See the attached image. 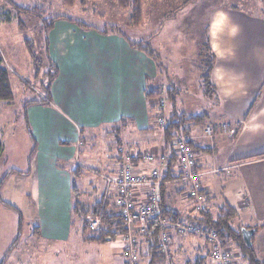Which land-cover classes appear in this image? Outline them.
I'll use <instances>...</instances> for the list:
<instances>
[{"label": "crops", "instance_id": "obj_1", "mask_svg": "<svg viewBox=\"0 0 264 264\" xmlns=\"http://www.w3.org/2000/svg\"><path fill=\"white\" fill-rule=\"evenodd\" d=\"M246 2L248 10L243 1L239 7L214 8L207 24L209 35L206 36L216 58L211 80L221 107L217 119L206 126L238 127L237 135L216 132L211 144L204 136V125L192 129L189 138L194 146L200 147L199 151L203 152V147L211 149L210 157L198 156L196 151V169L202 173L206 205L218 207L226 202L231 207L235 204L240 212H249L244 213L241 230H251L250 226L260 227L262 231L257 237V228L252 227L251 242L253 247L260 245L264 250V158L250 159L264 154V64H258L264 61V8L261 13L251 12L252 3ZM56 27L58 32L48 36V51L58 67V76L51 86L49 103L32 105L27 109L35 150L29 168L27 158L28 173L25 175L29 181L28 198L39 223L33 232L39 239L56 241L59 249L68 239L72 221L77 219L71 214L73 170L69 167L68 170L67 165L78 167L80 140L89 132L91 140L99 131L112 133V125L124 119L132 123H127L121 134L144 132L152 126L148 123L143 92L146 84L157 86L158 68L143 52L131 48L125 40L127 37L104 36L95 31L80 32L66 21H60ZM199 89L202 91L201 87ZM104 126L108 127L101 130ZM153 139L154 136L147 151L158 155L162 147ZM220 152H223L221 164L211 163L217 162ZM108 159L113 172L124 165L136 167L144 173L153 167L142 160L131 165L129 160H136L129 157L121 163H117L112 155ZM11 171L21 173L17 169ZM218 173L226 176L219 182L213 178ZM165 186L168 188L161 190L163 200L166 196L171 199L178 192L183 201H188L186 187L179 182H167ZM183 188L185 191L182 193ZM136 196L143 198L140 191ZM82 243H86L83 238ZM16 244L8 248L0 264H5ZM119 248L121 254L122 244ZM167 251L172 264H215L209 258V243L202 236L170 234ZM46 259L36 262L30 258V262L25 264H49L53 261L46 262ZM205 259L210 263H205ZM61 262L57 259L54 263ZM117 264H125V259ZM141 264H147V260L143 259Z\"/></svg>", "mask_w": 264, "mask_h": 264}, {"label": "rangeland", "instance_id": "obj_2", "mask_svg": "<svg viewBox=\"0 0 264 264\" xmlns=\"http://www.w3.org/2000/svg\"><path fill=\"white\" fill-rule=\"evenodd\" d=\"M239 1L197 0L176 13L179 5L185 3V0H143V23L140 28L133 29L129 24L130 11L120 10L110 0H75L72 7L63 4L62 0H0V59L9 72V82L14 95L12 103L0 102V138L3 145L0 155V183L7 176L0 186L1 260L16 240L19 220H21L18 242L6 258L5 264H25L30 262V258L36 262L38 259H42L43 262L45 258H47L46 262L53 260L49 264H53L57 259L62 260L61 264H117L124 259L123 249H121L122 255L120 254L119 244L122 243L119 239L109 243L83 244L82 227L78 219L72 221L69 234L67 233L68 239L59 249V243L56 241L39 239L33 232L39 223L33 215V206L28 198L29 181L28 176L25 175L28 171L26 161L33 143L26 131L23 107L25 103L40 98L49 103L48 98L41 92V83L44 82L42 75L47 68L45 37L54 36L58 32L56 25L60 21H66L76 26L80 32L95 31L105 36L117 35V32L113 31L118 30L132 42H145L154 51L153 55L156 59L154 61L158 65L155 84L161 87L164 95L168 90L173 89L171 86L177 89H174L177 94L174 95L173 102L166 103V112L169 113L167 110L173 104L178 112L188 115L207 114L206 121L214 122L221 111L217 95L207 96L199 89L200 76L204 74L202 59L206 55L203 44L207 41L206 36L209 35L207 24L214 8L239 7ZM244 1L252 3L251 12L261 13L264 8V0ZM52 18L55 20L48 29ZM103 31H106V34H102ZM26 41L34 44L36 55L43 66L38 77L34 73ZM258 64H264V61ZM107 127H101V130ZM154 131L122 133L120 143L117 145L114 137L104 135V130L99 131L93 140L90 138V132L83 135L77 150L81 175L72 176L71 180L79 188L78 200L90 205L105 195L106 186L101 176H111L113 171L108 163V157L110 155L117 157L118 147H123V156L133 150L149 149L152 136L157 138L161 136L159 130L155 133ZM210 154L198 151V156L210 157ZM222 155L223 152H220L216 157L217 162L211 161V163L221 164ZM68 167L72 170L76 168L75 164L67 165V169ZM11 169H17L22 174H10ZM215 175L213 178L218 182L226 177L219 173ZM172 198L171 205L181 212H188L189 201H183V197L177 195H173ZM231 205L237 213L234 225L242 228L244 216L249 212H240L235 204ZM211 207L215 210L213 206ZM250 227L251 230L257 228ZM261 231L262 229L258 227L255 236H260ZM262 248L263 246L255 245L253 249L255 258L264 262ZM230 252L232 264H250V255L247 252H241L236 247L231 248ZM187 257H189L188 253ZM205 263H210V260L205 259Z\"/></svg>", "mask_w": 264, "mask_h": 264}, {"label": "trees", "instance_id": "obj_3", "mask_svg": "<svg viewBox=\"0 0 264 264\" xmlns=\"http://www.w3.org/2000/svg\"><path fill=\"white\" fill-rule=\"evenodd\" d=\"M75 0H62L63 4H65L68 7H72L74 5ZM120 10H129L130 11V18H129V24L131 25L133 29H138L141 27L143 21H142V2L143 0H110ZM197 0H185V3H182L177 8V12L180 10H183L188 5H191L195 3ZM246 9L248 10L247 2L242 0ZM239 1V4H241ZM55 18H52L49 24V28H51L53 21ZM78 26L82 27V25L78 24ZM83 28V27H82ZM87 30H91V28H86ZM113 31V30H112ZM117 32V35L123 36L120 34L118 30L113 31ZM102 34H106V31H103ZM125 37V36H124ZM207 38V37H206ZM126 42L129 44L131 48L137 49L140 52H143L146 57L149 59H152L153 61L156 60L153 55V50L151 47L146 44L145 42H132L126 39ZM46 45H47V51H46V60H47V68L44 74L42 75L43 81L41 83V92L48 98L51 96V86L53 82L56 80L58 76V67L54 63V61L51 59L48 51V36L45 37ZM26 48L28 51V54L30 56L32 65L34 67V73L36 77L40 74V69L43 67L40 63L39 57L36 55L35 52V46L32 42L26 41ZM204 50H206V55L203 56L202 63H203V69L204 74L200 76L201 79V88L202 92L206 94L207 96H215L216 94V88L211 80V74L212 70L214 68L215 63V55L210 47V44L207 41L203 44ZM201 61V52L199 54V62ZM155 62V61H154ZM155 65L158 67V65L155 63ZM201 70L202 68L199 67ZM202 73V71H201ZM173 89L168 90L167 94L164 95L161 87L158 86H149L146 85L143 96H144V102L148 117V123L152 126H149V128L146 129L149 131H160L161 136L159 138L154 137L153 142L159 143V145L162 147L161 153L156 155L152 151V155L155 158V161L152 164V166H160V173L161 178L163 181L167 182H173L176 181L178 178L181 177L182 173L179 171L177 167V156L174 151V139L178 136L183 137L187 144L190 145L197 154L196 151H199V146H194L193 142L190 140V134L192 132V129L196 127H202L205 125L204 128V136L208 142L211 144L213 143L216 132L222 133L224 132L228 136H236L238 132L237 128H227V125L224 127H216L209 124V126H206L208 122L206 121L208 119L207 114L203 115H188L184 112H178L175 109V106L172 104L171 108L168 109L166 112V103H170V101L173 102L174 95L177 94V92H174L173 86H171ZM217 95V94H216ZM14 100V95L12 92V88L9 82V72L8 70L3 66L2 60L0 59V102L5 104H10ZM46 101H43V99L35 100L29 103H25L23 110H24V123L26 124V131L32 139L31 135V129L28 126L27 122V109L28 107L32 105H46ZM161 120V122H159ZM127 123H132L131 120H120L118 123L112 125V133H107L105 135H112V137L115 138V144L120 143V134L121 130H123L124 126ZM157 129V130H156ZM206 129L210 130V134H206ZM154 131V133H155ZM233 131V133H231ZM213 148V147H212ZM110 149V148H109ZM205 153H210V148L203 147ZM3 150L2 141L0 138V155ZM34 147L31 150L30 157H28V168L30 165V159L32 154L34 153ZM118 156L114 157L116 159L117 163L125 159V157H129L131 159H135L136 161L129 160V163H137V161H141L140 158H134L131 157L130 154H126L125 156L122 155L123 153V147H118ZM131 152V151H130ZM129 152V153H130ZM133 152L136 155H139L142 151H134ZM163 158V159H162ZM264 158V154H260L255 156L254 158L250 159H262ZM162 159V160H161ZM196 161V156H195ZM162 162L163 165L160 163ZM158 164V165H156ZM133 165V164H131ZM120 170V169H119ZM119 170H115V172L112 171V175H115L119 172ZM195 170L196 169V163H195ZM199 172V171H198ZM10 173L18 174L19 172L11 171ZM28 173V172H27ZM25 173V174H27ZM21 174V173H19ZM71 174L73 177H77L78 175H81L79 168H75V170L71 171ZM7 176H5L6 178ZM3 178L1 184L3 183ZM202 179V177H201ZM202 183V181H201ZM168 188L165 185L162 187ZM185 191L183 188L182 193ZM203 197L204 196V190H203ZM178 196V192H176ZM71 195H72V204H71V214L73 217L79 219V222L82 227V238L83 241L86 243H104L105 241H116L118 239H121V237L126 233L125 225L121 219L120 213H119V207L116 205V194L112 191H107L105 195L94 203L90 205H86L80 200H78L80 196L79 188L75 185V182H71ZM113 197L115 198L113 201ZM173 198H169L166 196L163 200L162 195L160 198L159 203V210L157 216L152 218L148 221L147 227L143 234L139 237L138 236V257H139V264L143 261V259L147 260V264H172L171 258L169 257V254L167 253V249L161 250L159 247L160 242V234L162 233V227L161 222H167V223H190L194 224L197 227L202 228L203 231L209 233V232H215L218 239L220 240V243L222 247L225 249L231 251L232 247H236L241 252H247L250 255V264H264L263 261L257 260L255 258L254 253V247L253 244L251 247H247L245 243L243 242L242 236H241V228L235 227L234 220L237 217V213L233 207H231L226 202L222 203V205H219L218 207H214L215 210L209 205H207L208 210L204 213H195L192 210L190 211V206H192L191 200L187 198V200L191 203H189L188 212H181L177 207L171 205L170 202ZM1 203H3L1 201ZM101 214V226L99 230L96 232H90L88 230V225L86 222V218L88 216H95ZM20 221L18 225V235L20 231ZM18 239L12 243V248L16 243ZM168 248V247H167ZM168 255V256H167ZM3 262V261H2ZM197 262H201L200 259L197 260Z\"/></svg>", "mask_w": 264, "mask_h": 264}, {"label": "built area", "instance_id": "obj_4", "mask_svg": "<svg viewBox=\"0 0 264 264\" xmlns=\"http://www.w3.org/2000/svg\"><path fill=\"white\" fill-rule=\"evenodd\" d=\"M205 132L207 135L210 134L209 129H206ZM173 142L177 167L182 173L181 177L174 182H179L186 187V198L192 202V211L204 213L208 207L202 193L204 190L201 183L202 173L195 170V150L181 136L176 137ZM130 156L140 158L147 164H152L155 161L152 153L147 150L142 151L139 155L131 152ZM160 164L163 165L162 162ZM160 168V166H153L147 173H144L136 167L124 165L115 175L101 176L105 182L106 192L112 191L116 194V205L119 207V213L125 225L126 233L120 239L125 264H139L138 236L143 234L148 221L158 214L161 189L167 184L161 178ZM93 174L96 173L93 172ZM138 191L143 194L142 200L141 197L136 196ZM86 222L88 230L96 232L101 226V214L88 216ZM161 227L162 233L159 242L161 250L167 249L170 234L175 233L179 237L202 236L209 243L210 260L215 264H230L231 252L221 246L215 232L207 233L202 228L185 222L176 224L161 222Z\"/></svg>", "mask_w": 264, "mask_h": 264}, {"label": "water", "instance_id": "obj_5", "mask_svg": "<svg viewBox=\"0 0 264 264\" xmlns=\"http://www.w3.org/2000/svg\"><path fill=\"white\" fill-rule=\"evenodd\" d=\"M241 234H242V238L246 246L251 247L252 246L251 238H252L253 231L243 228L241 230Z\"/></svg>", "mask_w": 264, "mask_h": 264}]
</instances>
